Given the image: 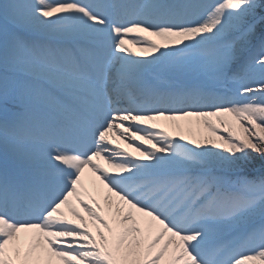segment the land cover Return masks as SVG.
<instances>
[{"label":"snow or ice","instance_id":"obj_1","mask_svg":"<svg viewBox=\"0 0 264 264\" xmlns=\"http://www.w3.org/2000/svg\"><path fill=\"white\" fill-rule=\"evenodd\" d=\"M258 8L0 0V264H264Z\"/></svg>","mask_w":264,"mask_h":264},{"label":"trees","instance_id":"obj_2","mask_svg":"<svg viewBox=\"0 0 264 264\" xmlns=\"http://www.w3.org/2000/svg\"><path fill=\"white\" fill-rule=\"evenodd\" d=\"M252 155H253V158H254V162L251 165L247 166V167L261 166L262 165V158L259 157L256 154H252Z\"/></svg>","mask_w":264,"mask_h":264},{"label":"rangeland","instance_id":"obj_3","mask_svg":"<svg viewBox=\"0 0 264 264\" xmlns=\"http://www.w3.org/2000/svg\"><path fill=\"white\" fill-rule=\"evenodd\" d=\"M257 4H264V0H256ZM257 15H264V8H258L257 9ZM254 54V53H253ZM259 57H257L258 59ZM254 154V153H253ZM245 173L248 171V170H244Z\"/></svg>","mask_w":264,"mask_h":264}]
</instances>
